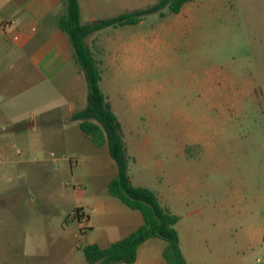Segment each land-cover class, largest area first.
<instances>
[{
  "label": "rangeland",
  "instance_id": "rangeland-1",
  "mask_svg": "<svg viewBox=\"0 0 264 264\" xmlns=\"http://www.w3.org/2000/svg\"><path fill=\"white\" fill-rule=\"evenodd\" d=\"M156 1L127 0V10ZM112 4L100 16L124 11ZM187 7L111 25V80L99 66V86L121 123L132 182L180 215L188 260L264 264V0ZM94 147L84 138L47 142L37 148L44 160L5 165L13 178L0 182V264H86L84 244L112 242L111 199L122 202L107 189L102 159L93 162ZM24 165L31 171L20 180ZM165 244L149 237L138 260L162 259Z\"/></svg>",
  "mask_w": 264,
  "mask_h": 264
},
{
  "label": "crops",
  "instance_id": "crops-1",
  "mask_svg": "<svg viewBox=\"0 0 264 264\" xmlns=\"http://www.w3.org/2000/svg\"><path fill=\"white\" fill-rule=\"evenodd\" d=\"M112 1V5H121L124 11H128L127 0ZM78 2L83 22L111 17V14L100 16L111 10V0ZM185 3L178 12L172 13L178 15L188 12L190 8L185 9ZM63 8L61 0H0V182L4 178H13L12 174L4 175L5 165L17 167L21 162H28L29 165L32 160H44L45 150L37 151L38 146L81 138L95 146L93 162L102 159L104 171H110L106 185L117 174V166L107 145L96 146L80 129L79 120L71 116L85 105L87 85L81 67L74 60L68 35L58 24ZM5 22L7 26H4ZM110 28L111 25L100 28L88 38L99 66L108 68V80H111ZM103 31H107L106 34ZM102 69L100 67L99 82L104 79ZM105 94L111 104L110 94ZM15 171L22 180V175L31 170L24 165L23 169ZM130 179L133 180L132 176ZM11 190L19 194L18 197L26 193L22 185L13 186ZM3 191L0 185V198ZM98 203L102 208L109 207V202ZM2 217L0 201V219ZM142 222L139 210L111 199V241L127 235ZM253 232L254 227H251L250 237ZM254 243L255 238L252 237L251 244ZM137 263L165 264V261L164 258H152L146 262L138 260L137 256L129 264Z\"/></svg>",
  "mask_w": 264,
  "mask_h": 264
},
{
  "label": "trees",
  "instance_id": "trees-1",
  "mask_svg": "<svg viewBox=\"0 0 264 264\" xmlns=\"http://www.w3.org/2000/svg\"><path fill=\"white\" fill-rule=\"evenodd\" d=\"M61 1L64 8L58 17V24L68 35L74 60L81 67L87 85L85 105L71 116L79 120L80 129L96 146L107 145L117 166V174L107 182L109 193L128 207L139 210L143 217L142 224L137 228L105 246L98 242L84 244L81 251L86 264L131 263L137 258L139 245L152 236L166 241L162 248L165 264H190L182 252L179 233L175 227L180 215L163 204L154 189L134 184L130 179L121 123L107 95L99 86V61L88 42L90 35L100 28L136 23L144 14L154 11H158L160 16H165L168 12H178L190 0H157L146 7L87 22L81 20L78 0ZM164 7L167 10H163ZM76 209L79 211V208Z\"/></svg>",
  "mask_w": 264,
  "mask_h": 264
},
{
  "label": "built area",
  "instance_id": "built-area-1",
  "mask_svg": "<svg viewBox=\"0 0 264 264\" xmlns=\"http://www.w3.org/2000/svg\"><path fill=\"white\" fill-rule=\"evenodd\" d=\"M7 25H8V23H7V22H5V23H4V26H7Z\"/></svg>",
  "mask_w": 264,
  "mask_h": 264
}]
</instances>
